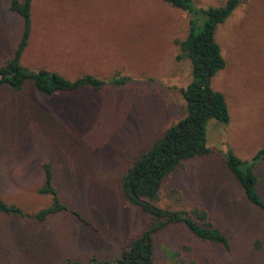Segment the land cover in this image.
<instances>
[{"label":"rangeland","instance_id":"1","mask_svg":"<svg viewBox=\"0 0 264 264\" xmlns=\"http://www.w3.org/2000/svg\"><path fill=\"white\" fill-rule=\"evenodd\" d=\"M196 17L163 0H33L32 35L23 64L65 75L120 71L139 82L61 94L53 99L27 86L0 90V196L36 212L50 204L37 194L40 164L51 162L65 204L89 218L95 232L70 214L43 225L0 215V264H83L114 261L140 234L147 216L126 204L123 176L134 161L185 115L180 90L192 82L188 60L177 61L190 20L226 0H193ZM0 0V64L23 32L21 18ZM227 65L212 79L228 103L230 122L209 121L211 157L168 178L158 205L199 207L230 240L231 249L202 242L181 225L155 237L156 264H264V213L244 198L224 166L230 151L244 161L264 149V0H244L216 33ZM264 197V159L254 167ZM180 191L181 201L169 193Z\"/></svg>","mask_w":264,"mask_h":264},{"label":"trees","instance_id":"2","mask_svg":"<svg viewBox=\"0 0 264 264\" xmlns=\"http://www.w3.org/2000/svg\"><path fill=\"white\" fill-rule=\"evenodd\" d=\"M171 8L196 17L193 0H163ZM244 0H226L221 7H211L202 12L204 22L200 26L190 20V28L178 45L177 61L188 60L191 65L192 82L180 90L185 101V115L168 128L148 150L142 153L123 176L122 193L130 207L138 208L147 216L146 228L132 242L122 247L114 261H101L94 256L86 264H156L155 237L172 225L181 224L198 240L231 249L229 238L210 220L208 211L193 207L189 210H173L158 205L165 181L183 171L190 161L212 157L214 150L207 146L206 129L209 121L229 123L231 116L225 96L213 89L212 79L226 68L227 62L216 41V33L221 25ZM33 0H10L9 10L21 18L23 32L11 58L0 64V90L20 92L27 86L39 95L53 99L61 94L79 91L101 92L112 87L126 88L138 78L116 71L108 77L93 73H73L65 75L47 68L31 69L23 64L32 35ZM221 156L224 166L237 182L245 200L255 209L264 213V197L260 193V181L254 172L259 160L264 159V149L248 161L229 152ZM42 184L37 194L50 199V204L36 212L27 211L22 206L0 196V215L23 224L43 225L49 217L70 214L89 229H99L89 218L65 204L55 185V169L51 162L40 164ZM175 202L181 201L180 191L169 193ZM65 264H83L77 259H67Z\"/></svg>","mask_w":264,"mask_h":264}]
</instances>
